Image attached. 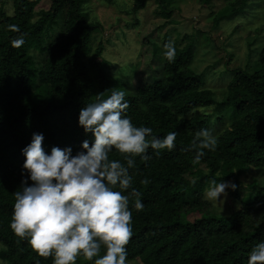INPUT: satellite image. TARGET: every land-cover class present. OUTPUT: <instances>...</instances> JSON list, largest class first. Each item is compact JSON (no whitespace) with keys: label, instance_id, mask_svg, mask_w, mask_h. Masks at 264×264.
I'll list each match as a JSON object with an SVG mask.
<instances>
[{"label":"trees","instance_id":"trees-1","mask_svg":"<svg viewBox=\"0 0 264 264\" xmlns=\"http://www.w3.org/2000/svg\"><path fill=\"white\" fill-rule=\"evenodd\" d=\"M42 1L0 0V264H52L51 256H38L27 239L15 236L9 227L13 193L27 175L21 174V149L34 132L43 134L46 152L71 146L74 155L83 140L91 145V133L78 126L79 110L114 87L127 90V115L134 125L151 127L158 137L177 132L172 151L161 149L156 155L149 148L150 158L135 157V167L129 170L144 207L136 211L135 198L130 197L133 235L126 245L127 261L247 264L251 248L264 240V188L253 185L242 197L240 181L250 167H264V44L246 43L254 69L230 70L223 96L216 100L204 75L193 67L197 45L191 35L173 41L165 31L158 35L159 42H149L152 55L158 56L157 71L136 87L132 80L140 66L141 31L135 42H125L132 46L128 61L134 68L123 82L106 69V40L91 45L102 25L89 11L90 0H48L46 8H38ZM178 1L184 0H127L123 13L134 20L125 32L139 25L135 15L151 4L156 5L154 15L164 19L157 27L160 32L174 22L169 19ZM195 1L203 7L223 3L210 14L213 31L224 20L244 18L255 6L264 7V0ZM102 2L113 5L111 0ZM9 25H18L20 31H11ZM20 35L24 44L13 47L11 41ZM169 40L176 48L171 63L163 56V44ZM116 63L123 65L122 60ZM201 128L211 129L218 143L194 164L195 152L189 146ZM123 156L115 149L109 153L110 159L122 163ZM213 178L236 185L235 190L227 189L234 204L228 215L216 214L212 202L203 198ZM145 179L148 183H142ZM76 264L92 262L78 256Z\"/></svg>","mask_w":264,"mask_h":264},{"label":"clouds","instance_id":"clouds-1","mask_svg":"<svg viewBox=\"0 0 264 264\" xmlns=\"http://www.w3.org/2000/svg\"><path fill=\"white\" fill-rule=\"evenodd\" d=\"M8 27L20 31L18 25ZM23 44L22 35L11 41L16 48ZM163 49L166 60L173 62L174 42H165ZM126 94L125 88L108 89L106 97L99 93L79 110L78 126L91 133L92 141L90 145L88 139L83 140L81 150L74 155L71 146H54L46 152L44 136L36 132L21 149V174L27 175L20 190L13 193L9 227L15 236L27 239L38 256H51L52 264H76L78 256L92 264H127L126 245L133 235L132 208L141 211L144 207L140 192L132 187L129 170L135 167V157L150 158L149 148L156 150V155L161 149L172 151L177 132L158 137L151 127L134 125L127 115ZM217 143L211 129L197 131L189 146L195 152L193 163L200 162L205 150L214 151ZM113 149L124 154L123 163L109 158ZM142 183H148L147 179ZM235 188L230 181L213 178L203 198L223 204L226 189ZM130 197L135 198L132 208ZM247 264H264V240L251 248Z\"/></svg>","mask_w":264,"mask_h":264},{"label":"rangeland","instance_id":"rangeland-1","mask_svg":"<svg viewBox=\"0 0 264 264\" xmlns=\"http://www.w3.org/2000/svg\"><path fill=\"white\" fill-rule=\"evenodd\" d=\"M111 2H113L112 6L104 4L102 0H90L88 4L91 15L95 16L102 25V31L94 33L91 45L94 48L99 40L102 42L106 40L102 56L106 69L114 77L118 76L117 78H122L121 80L126 82L127 75L132 72L134 64L130 65L128 61L132 46L125 42H135L137 33L141 31L138 39L136 38L141 53L140 66L132 80V84L136 87L145 83L146 78L152 72L157 71L158 56L152 55L149 42H159V36L165 31L170 33L173 41L176 38L180 40L185 35H191L190 38L197 45L193 67L195 65L198 68L197 72L204 75L206 87L214 93L216 100H220L223 96V87L229 77L230 70L241 68L250 72L254 69L253 65L255 64H250L246 57V43L258 41L257 43L260 44H257L256 47L264 44V7L255 6V11L252 14L248 12L244 18L235 17L224 20L218 29L213 31L210 14L217 13L220 10L218 9L220 4L223 6L222 2L214 1L203 7L195 0L178 1L175 3L176 9L169 19L174 22L168 23L164 29L158 32L157 27L164 22V19L154 15L156 5L151 4L135 15L139 25L134 27L132 33V31L125 32L128 23L134 20L129 19L123 13L127 0H111ZM48 4V0H43L38 8H46ZM115 37L120 41L117 42ZM114 43L115 45H113ZM121 55H123V59L120 58ZM120 60L123 64L121 67L116 63ZM124 60L125 62H123ZM240 181L242 182V197L248 196L253 185L264 188V167H250L246 171V175L240 178ZM248 186L249 188L244 191ZM212 205L214 206L213 211L218 215H228L234 206L228 193L223 204L222 202L219 204L212 202ZM127 264L140 263L135 260L127 261Z\"/></svg>","mask_w":264,"mask_h":264}]
</instances>
